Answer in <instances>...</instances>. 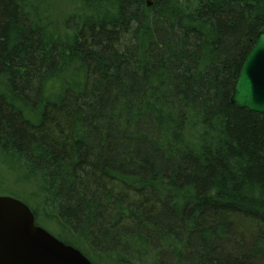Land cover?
I'll use <instances>...</instances> for the list:
<instances>
[{
    "label": "trees",
    "instance_id": "obj_1",
    "mask_svg": "<svg viewBox=\"0 0 264 264\" xmlns=\"http://www.w3.org/2000/svg\"><path fill=\"white\" fill-rule=\"evenodd\" d=\"M52 2L0 0L7 196L93 264H264V0Z\"/></svg>",
    "mask_w": 264,
    "mask_h": 264
},
{
    "label": "water",
    "instance_id": "obj_2",
    "mask_svg": "<svg viewBox=\"0 0 264 264\" xmlns=\"http://www.w3.org/2000/svg\"><path fill=\"white\" fill-rule=\"evenodd\" d=\"M232 104L264 113V32L235 82ZM0 264H93L86 255L36 225L22 201L0 196Z\"/></svg>",
    "mask_w": 264,
    "mask_h": 264
},
{
    "label": "rangeland",
    "instance_id": "obj_3",
    "mask_svg": "<svg viewBox=\"0 0 264 264\" xmlns=\"http://www.w3.org/2000/svg\"><path fill=\"white\" fill-rule=\"evenodd\" d=\"M77 2L78 0H53V5L49 6V8L54 9L56 11L57 19H60L61 15L73 11ZM1 174L2 173L0 172V196L9 195L11 188L10 183L5 179V176H1ZM1 185L6 186L5 189H2Z\"/></svg>",
    "mask_w": 264,
    "mask_h": 264
}]
</instances>
